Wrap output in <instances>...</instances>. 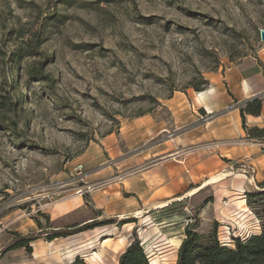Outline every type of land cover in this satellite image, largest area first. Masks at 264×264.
<instances>
[{"label": "rangeland", "instance_id": "rangeland-1", "mask_svg": "<svg viewBox=\"0 0 264 264\" xmlns=\"http://www.w3.org/2000/svg\"><path fill=\"white\" fill-rule=\"evenodd\" d=\"M261 30L264 0H0V264H117L133 238L175 264L186 223L256 231L194 133L210 76L264 75Z\"/></svg>", "mask_w": 264, "mask_h": 264}, {"label": "crops", "instance_id": "crops-1", "mask_svg": "<svg viewBox=\"0 0 264 264\" xmlns=\"http://www.w3.org/2000/svg\"><path fill=\"white\" fill-rule=\"evenodd\" d=\"M208 80V86L196 97V100L205 112L211 114L216 112V114L211 115L206 122L199 121L195 126L199 129L194 133L195 142L200 144L196 148L200 158L198 164L200 174L215 173V176H219L220 169L232 174L231 183L225 189L226 195L231 196L240 189L247 190L246 188H252L264 181V133L255 136L248 130L252 126L264 128V75L258 80L256 78L247 80L240 74L224 78L213 75ZM252 96L261 98V109L258 114L244 112V126L239 106L246 98ZM254 138L263 142H252L250 139ZM134 174L139 173L134 172ZM149 185L139 198L142 207L147 202L146 197L150 198L153 194L152 185ZM242 198L243 203L246 204L245 198ZM73 202L67 203L66 208L53 217L67 213L79 204ZM153 204L151 207L156 206ZM243 208L248 209L247 205ZM88 241L89 239L85 240L83 244Z\"/></svg>", "mask_w": 264, "mask_h": 264}, {"label": "trees", "instance_id": "trees-1", "mask_svg": "<svg viewBox=\"0 0 264 264\" xmlns=\"http://www.w3.org/2000/svg\"><path fill=\"white\" fill-rule=\"evenodd\" d=\"M239 109L242 124L245 126L244 112L258 114L261 109V98L259 96L246 98ZM248 130L255 136L264 133V128L257 126H252ZM245 196L247 206L257 217L256 231L235 235L232 238V245H227L219 241L216 226L202 232L186 223L184 236L177 249L175 264H264V181H261L257 188L246 190ZM98 223L93 219L90 222L57 227L52 231L55 235H51L50 238L77 232ZM25 243L26 239L19 241V244ZM117 264H151V262L139 240L133 238L118 255Z\"/></svg>", "mask_w": 264, "mask_h": 264}, {"label": "bare ground", "instance_id": "bare-ground-1", "mask_svg": "<svg viewBox=\"0 0 264 264\" xmlns=\"http://www.w3.org/2000/svg\"><path fill=\"white\" fill-rule=\"evenodd\" d=\"M207 92H208V91H207ZM76 195H77V196H76ZM76 195H75V196H72V197H75V198L79 197L78 194H76ZM72 197H71V198H72ZM66 201H67V200H66ZM72 201H73V200H72ZM59 202H60V203H59ZM59 202H56V203H58V206H59V207H61V208H63V209L66 208V205H67V202H68V201H67V202H64V200H63L62 202H61V201H59ZM56 203H55V204H56ZM70 203H71V201H70ZM59 207H58V208H59ZM53 209H54V208H53ZM54 210H55V209H54ZM108 239H109V237H104L103 240H101V242H106V241H108ZM87 243H90V242L88 241ZM87 243H86V244H87ZM72 255H73V254H72ZM152 264H153V263H152Z\"/></svg>", "mask_w": 264, "mask_h": 264}, {"label": "built area", "instance_id": "built-area-1", "mask_svg": "<svg viewBox=\"0 0 264 264\" xmlns=\"http://www.w3.org/2000/svg\"><path fill=\"white\" fill-rule=\"evenodd\" d=\"M76 167L78 169L77 174H80L81 172H83L82 171V165L81 164H78Z\"/></svg>", "mask_w": 264, "mask_h": 264}, {"label": "water", "instance_id": "water-1", "mask_svg": "<svg viewBox=\"0 0 264 264\" xmlns=\"http://www.w3.org/2000/svg\"><path fill=\"white\" fill-rule=\"evenodd\" d=\"M260 37H261V39H264V30L260 31Z\"/></svg>", "mask_w": 264, "mask_h": 264}]
</instances>
